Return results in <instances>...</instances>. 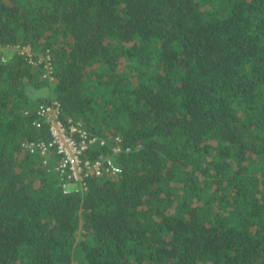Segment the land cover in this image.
Wrapping results in <instances>:
<instances>
[{"label": "trees", "instance_id": "16d2710c", "mask_svg": "<svg viewBox=\"0 0 264 264\" xmlns=\"http://www.w3.org/2000/svg\"><path fill=\"white\" fill-rule=\"evenodd\" d=\"M0 46V264H264V0H0ZM55 101L120 175L63 193Z\"/></svg>", "mask_w": 264, "mask_h": 264}, {"label": "built area", "instance_id": "2783aa9c", "mask_svg": "<svg viewBox=\"0 0 264 264\" xmlns=\"http://www.w3.org/2000/svg\"><path fill=\"white\" fill-rule=\"evenodd\" d=\"M20 53L31 57L30 48H16ZM3 48L0 46V52ZM60 104L53 102L48 106H42L37 114L43 119L35 125L42 127V121L49 126L51 135L50 142H36L26 145L31 152H39L45 158L52 153L57 156L54 171L60 176L61 189L64 194L79 193L87 190L88 180L102 178L104 176L116 177L122 173L113 157H104L103 151L110 150L113 154L121 152L118 143L120 138L115 140L112 147L109 142L97 136H91L81 123L68 121L65 123L60 118ZM99 153L97 159H91L90 155Z\"/></svg>", "mask_w": 264, "mask_h": 264}, {"label": "rangeland", "instance_id": "374dc122", "mask_svg": "<svg viewBox=\"0 0 264 264\" xmlns=\"http://www.w3.org/2000/svg\"><path fill=\"white\" fill-rule=\"evenodd\" d=\"M6 52H7V53H6ZM5 53H6V54H9V53H11V52H10V51H5Z\"/></svg>", "mask_w": 264, "mask_h": 264}]
</instances>
